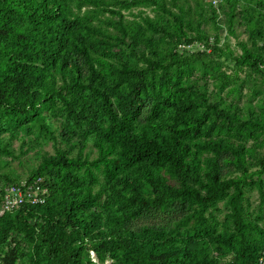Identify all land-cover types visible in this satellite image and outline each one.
I'll use <instances>...</instances> for the list:
<instances>
[{"label":"trees","instance_id":"1","mask_svg":"<svg viewBox=\"0 0 264 264\" xmlns=\"http://www.w3.org/2000/svg\"><path fill=\"white\" fill-rule=\"evenodd\" d=\"M177 1L169 4L182 13ZM164 2L132 0L129 7H158L177 26L173 35L149 18L125 23L112 10L110 18L93 24L92 18L104 10L74 17L68 0H0V131L33 123L54 140L39 116L58 102L75 125L91 133L96 150V158L89 159L83 136H78L75 157L58 151L41 159L25 180L41 179L48 197L43 204L0 216L3 264H15L23 244L32 247L31 264H40L38 251L43 264H95L87 240L95 242L91 250L98 264H258L263 256L264 230L247 220L244 208L245 187L255 188L264 202L262 172L248 174L242 146L208 138L216 122L232 126L242 116L234 106L221 107L193 94L177 78L167 79L173 58H163L151 36L174 40L181 35L183 18ZM83 5L104 2L81 0L79 7ZM127 39L147 51L141 54L144 67L110 64L97 69L92 55L104 56ZM243 50L240 64L263 62H251ZM83 95L94 105L77 98ZM146 102L150 105L143 115ZM242 122L248 130L264 131L263 117ZM71 134L61 132L65 140ZM0 154L12 155L1 145ZM204 154L211 156L202 159ZM220 154L229 155L242 176L224 179ZM96 184L99 189L93 191ZM102 194L106 208L143 204L142 209L122 211L118 217L124 220L151 207L163 208L166 200L188 213L171 229L131 230L97 209ZM221 202L228 213L219 224L211 210Z\"/></svg>","mask_w":264,"mask_h":264},{"label":"rangeland","instance_id":"2","mask_svg":"<svg viewBox=\"0 0 264 264\" xmlns=\"http://www.w3.org/2000/svg\"><path fill=\"white\" fill-rule=\"evenodd\" d=\"M102 1L104 5L99 7H79L81 0H68V4L74 17H81L88 11L104 10L98 17L92 18L93 24H101L102 19L110 18L109 12L112 10L115 14L119 13L125 23L141 22L142 19L149 18L163 25L165 31L175 34L177 26L173 24L172 18L162 14L158 7L152 4L129 7L132 0ZM177 4L182 6V13L171 8L169 0H165L163 5L176 14L180 13L183 18L181 35L174 40L164 35L151 36L158 51L164 54L163 58L168 62L173 58V67L168 72L167 79L177 78L180 84L193 91V94L200 93L209 102L217 103L221 107L234 106L242 116V121L245 119L254 122L259 117L264 118V0H178ZM115 14V18L119 19ZM243 48L252 56L251 62H254L255 58H261L263 62L256 60L257 66L240 64L239 59L245 52ZM143 52L147 53L142 46H136L127 39L125 44L113 47L106 55H92V59L97 69L110 64L144 67L141 56ZM159 75L160 72H156L153 78L156 80ZM77 98L94 105L88 95ZM149 105V102L144 104L143 115L147 113ZM39 119L54 134V140L40 132L33 123L8 132L0 131V145L12 153L0 154V190L8 185L7 178L18 181L29 178L44 157L53 156L58 151L70 152L69 156L75 157L78 136H83L84 154H87L89 159L96 158L91 133H88L83 125L81 128L75 125L65 115L60 103L57 102L51 109L43 111ZM242 121L232 126H227L221 121L216 122L214 131L208 138L215 141L226 140L234 146H242L245 150L248 174L262 172L260 178L263 180L264 192V131L257 127L248 130L247 126H241ZM63 130L72 132L69 140L61 136ZM207 156L211 155L204 154L202 159ZM217 159L220 161L224 179L242 176L229 155L220 154ZM161 174L168 178L164 171ZM78 175L88 183L82 173ZM256 179L257 176L254 175L252 180ZM92 189L97 191L99 184ZM244 193L245 217L264 230V202L253 187H245ZM104 198L105 194H102L97 209L106 211L110 214L111 221L123 224L131 230L147 227L171 229L175 222L188 213L181 210L176 202L166 200L163 208L151 207L136 217L124 220L118 217L122 211L142 209L143 204L121 206L122 210L116 207L106 208L103 204ZM51 199L56 203L58 194L55 192ZM211 212L221 224L228 210L221 202ZM84 244L90 250V260L98 264L91 250L95 242L87 240ZM31 250V246L23 244L20 248L22 255L15 264H31ZM38 254L39 262L43 264L41 251H38ZM1 257L0 264H3Z\"/></svg>","mask_w":264,"mask_h":264},{"label":"built area","instance_id":"3","mask_svg":"<svg viewBox=\"0 0 264 264\" xmlns=\"http://www.w3.org/2000/svg\"><path fill=\"white\" fill-rule=\"evenodd\" d=\"M47 197L48 188L41 179L32 182L21 180L4 188L0 195V215L17 211L25 205L43 204ZM263 263L264 251L258 260V264Z\"/></svg>","mask_w":264,"mask_h":264}]
</instances>
